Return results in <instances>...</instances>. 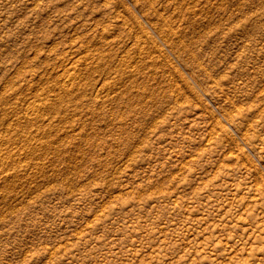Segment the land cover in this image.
<instances>
[{"label":"rangeland","instance_id":"rangeland-1","mask_svg":"<svg viewBox=\"0 0 264 264\" xmlns=\"http://www.w3.org/2000/svg\"><path fill=\"white\" fill-rule=\"evenodd\" d=\"M0 264H264V0H0Z\"/></svg>","mask_w":264,"mask_h":264},{"label":"bare ground","instance_id":"bare-ground-1","mask_svg":"<svg viewBox=\"0 0 264 264\" xmlns=\"http://www.w3.org/2000/svg\"><path fill=\"white\" fill-rule=\"evenodd\" d=\"M161 32H163V31H161ZM165 33V32H164ZM162 35H164V34H162ZM229 116V115H228Z\"/></svg>","mask_w":264,"mask_h":264}]
</instances>
